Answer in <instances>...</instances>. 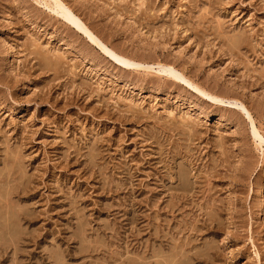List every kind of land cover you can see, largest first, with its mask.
Segmentation results:
<instances>
[{"label":"rangeland","instance_id":"1","mask_svg":"<svg viewBox=\"0 0 264 264\" xmlns=\"http://www.w3.org/2000/svg\"><path fill=\"white\" fill-rule=\"evenodd\" d=\"M0 264H264V0H0Z\"/></svg>","mask_w":264,"mask_h":264},{"label":"bare ground","instance_id":"2","mask_svg":"<svg viewBox=\"0 0 264 264\" xmlns=\"http://www.w3.org/2000/svg\"><path fill=\"white\" fill-rule=\"evenodd\" d=\"M69 14V13H68Z\"/></svg>","mask_w":264,"mask_h":264}]
</instances>
